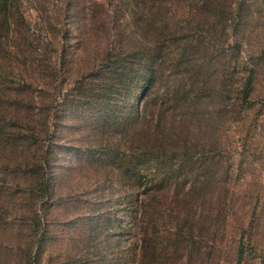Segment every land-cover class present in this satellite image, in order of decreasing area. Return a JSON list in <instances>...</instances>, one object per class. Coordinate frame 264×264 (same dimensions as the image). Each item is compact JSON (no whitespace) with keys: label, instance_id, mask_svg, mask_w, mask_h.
<instances>
[{"label":"trees","instance_id":"16d2710c","mask_svg":"<svg viewBox=\"0 0 264 264\" xmlns=\"http://www.w3.org/2000/svg\"><path fill=\"white\" fill-rule=\"evenodd\" d=\"M199 1L200 8L187 12L183 5L187 16L181 13L180 21L171 23L172 0H108L107 4L114 3L112 25L105 19V3L100 5V23L107 36L115 29L116 38L104 36L96 42L86 34L85 23L84 28L79 26L78 53L90 56L88 65L94 67L113 57L108 71L113 79L121 73L125 80L131 77L130 68H123L127 57L131 61L142 53L139 69L149 67L151 72L142 80L148 85L142 109L130 118L126 112L121 122L107 115V99L117 87L102 89L109 90L97 100L102 106L94 122L99 127L121 123L122 130L114 143L110 136L104 142L103 136H95L93 144L83 141V145L88 143L81 148L84 155L76 165L68 166L59 161L57 153L58 148L65 147L58 142L63 120L23 77L38 79L32 67L45 60V51L21 43L34 53L25 54L24 46L9 43L10 37L13 40L17 36L20 42H27L30 35L21 0H0V264H223L227 260L240 264L253 249L264 264V251L257 254L251 226L246 225L247 199L242 200V216L236 226L239 209L235 185L229 179L234 155L227 156L225 167L220 166L223 150L219 146L223 143L207 110L215 106L217 98L221 104L223 92L235 91L237 96L243 92L244 98L250 94L248 86L257 71L244 67L247 62L242 48L249 43L248 35L235 39L237 69L230 72L232 76L227 72L218 76V68L214 73L207 66L220 63L226 54L216 46L217 25H221L220 34L231 35L230 15L237 19L244 5L254 0H214L213 6L209 5L213 0ZM258 1L255 15H249L254 24L262 19L255 24L261 46L264 0ZM124 7L125 20L133 21L140 31L143 51H135L130 38L126 40L125 22L119 21ZM87 9L86 17L92 14ZM210 14L215 17L210 18ZM69 15L67 7L62 17ZM241 20L246 25L251 22L245 15ZM68 28L66 24V32H70ZM167 34L173 35L178 69H169L164 75L181 78L171 83L179 87L168 85L159 92L157 75L166 65L158 53L161 38ZM211 50H221L222 57L211 56ZM65 52L66 48L64 52L61 49L56 59L64 58ZM12 56H29L24 71L15 68ZM151 57L154 67L149 63ZM259 62L261 59L255 66ZM227 63L229 66L231 62ZM191 68L196 77H212V87L205 86L209 94L200 92L197 79L189 88L182 86L183 75ZM11 75L21 78L9 85ZM121 89L127 96L132 91L130 86ZM102 97L107 98L104 104ZM195 129L201 131L199 136ZM80 171L84 173L82 179L88 177L86 183L71 188L69 179ZM77 204L80 207L74 214L58 217L60 209ZM59 228H76L77 235L70 237L72 242L62 247L61 255L53 256L48 250L45 254V245L57 238Z\"/></svg>","mask_w":264,"mask_h":264},{"label":"rangeland","instance_id":"374dc122","mask_svg":"<svg viewBox=\"0 0 264 264\" xmlns=\"http://www.w3.org/2000/svg\"><path fill=\"white\" fill-rule=\"evenodd\" d=\"M190 1L172 0L171 11L173 13L170 18L171 23H178L180 21L179 16L184 12V7L186 12L192 10L193 7L200 8L201 1L198 3V0ZM213 2L214 0L209 5L213 6ZM102 3H105L104 5L108 9L105 19H107L109 25H112L110 15H113L114 3L107 4L108 0H21L20 7L25 13L26 26L30 38L27 42H20L18 36L13 40L9 36L10 39L8 40L11 44H19L21 48L24 46L25 54L34 55L32 50H27L25 45L21 43L31 47L36 45L37 48H42L45 51V55L42 53L45 60L36 63L32 67L37 71L39 80L35 78L31 80L26 76L23 77L27 83L29 82L28 84H31V89L33 87L36 94L37 91L40 92L39 96L45 104H52V110L56 112V116L63 120L60 121L62 124H60L61 132L60 137H58L60 141L58 142L64 144L65 147L58 148L57 153L59 154V161H62L68 166L76 165L84 155L81 148L87 146L88 143L83 145V141L87 142L89 140L93 144L95 136H103L102 141L104 142V138L109 140L108 136H110L112 143H114L113 141L116 139V136L122 130L121 123H113L110 126L104 125L99 127L94 122L102 106V104L100 106L97 105V100L100 101L99 96L109 90L102 92V89L106 87H117L110 98L102 97V103L104 99H107V115H114L117 122L123 120L126 112H129V118L136 116V112L138 113L142 109L147 99V97H144V92L148 85H144L142 80L144 79V74H148L151 71H149V67L139 69L142 53L134 56L131 61L127 57L123 68H130L131 77L125 80L122 79L124 76L121 73L117 79H113L111 73L108 71L109 61L113 57L108 58L100 65L92 67L90 64L88 65V62L91 61L90 56H87L85 53H78L77 41L80 37L79 26L83 27V23L86 24V30L89 31L86 34L96 42L98 40L102 41L104 36L109 39H112L113 36H115L114 38L117 37L115 29L110 30L108 36L104 34V28L100 23L103 19L102 13L100 12V5ZM259 5V1L254 0V3L244 5L237 19H233V16L231 17L230 15V20H232L229 22L232 26V29H230L231 35L220 34L221 25H217L218 28L216 30L219 33L217 35L218 39L215 40L216 46L221 50L225 49L226 54H223V59L220 63L207 66L214 73H216L215 70L218 68V76H220L221 72L224 75L227 72V76L231 75L230 72L233 69H237L234 60L235 39L238 38L239 40L241 36L245 38L247 35L251 39L242 48L247 62L244 64L245 70L251 69L254 72L257 71L253 75L252 84L248 86L250 87L249 96L244 98L243 92L239 93L238 96L235 91L229 93L223 92L222 96L219 97L221 104H217V98L215 106L207 108V110L212 117L209 121L218 126L219 140L223 143L222 146H219L223 150L219 156L220 166L225 167L226 165L224 164L228 160L227 156L230 154L234 155V163L231 165L234 170L230 174L229 179L235 185L234 198L239 209L236 226H238V222L242 216L240 210L242 200L247 199L248 208L247 214H245V220L246 225L251 226L249 229L254 236L253 244L256 245L257 254L262 252V250L264 251V38H262L263 42L259 46L260 32H257L258 27L255 24L262 19L257 20L254 24V20L251 18L252 15L249 14L255 15L256 7ZM67 7L69 8V18L65 19L64 17L63 19L62 11ZM84 8H89L86 12L92 14L86 17ZM126 14L127 12L124 7L121 9L119 21H121V24L125 22L126 29L124 35H126V40L130 38L132 44L136 46L135 51H143L144 48H142V44L138 39L140 31H138L139 29L133 21L129 22V20H125L128 19L125 17ZM201 14L204 15L205 13ZM244 15L247 19L251 20L247 25L242 23L241 20V17ZM186 16L187 14L183 13V17ZM209 16L210 18L215 17L211 14ZM66 24L70 28V32L69 30L66 32ZM165 37H170L171 40L167 41L164 39ZM165 37L161 38L162 49L158 53L163 57L164 64L166 65L163 70L159 71L160 74L157 75L158 81H156V85L159 92H163L168 85L171 88L179 87V84L172 85L171 83L173 80L181 78L180 75H175L168 79L164 75L169 69L171 71L178 69L176 67L178 65V58L175 51L176 45L173 41V35L167 34ZM65 48L64 58L56 59L55 56L60 53L61 49L64 52ZM221 50H211V56L218 55L217 58L222 57L220 55ZM158 54L157 56L160 58ZM26 58H29V56L25 58L17 57V59L12 56L11 60L15 61H13L16 65L15 68L24 71L26 69L25 62L28 60ZM257 59H261V62L255 66L254 63L257 62ZM154 60L152 57L149 58V63L152 67H154ZM227 61L231 62L229 66ZM193 63L198 64L197 61H192ZM223 66H228L225 71L223 70ZM11 76V79L7 82L9 85L15 84L21 78V75H17L16 77ZM183 76V87L189 88L190 82L197 79L200 80V92L202 94H209L205 86H211V76L206 77L201 74L196 77V74L193 73V68ZM233 79L235 80L236 78L233 76ZM203 80L205 81L204 83ZM126 86H130L132 90L128 96L125 94L124 89L120 90V88H125ZM206 128L204 127V129ZM195 132L198 136L201 133L197 129H195ZM81 163L79 162V164ZM83 174L81 171L79 174H73L69 179L70 182L68 185L76 189L80 182L86 183L88 177L85 180L82 179L81 175ZM91 180L92 177L89 176V182ZM79 207V204H77L67 209H60L58 211V217H67L68 215L66 214L70 212L69 215L74 214ZM76 233V228L57 229V238H54L53 242L50 240L45 245V254L48 250V253L53 256L61 255L62 247L68 246L72 242L70 237ZM256 256L253 249L245 255L244 260L240 264H260L261 260ZM223 264H235V262L232 263L231 260H227Z\"/></svg>","mask_w":264,"mask_h":264}]
</instances>
